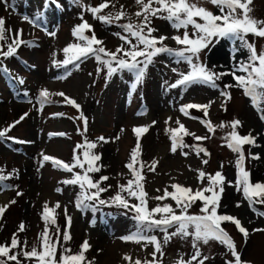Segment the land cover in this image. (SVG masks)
Returning <instances> with one entry per match:
<instances>
[{"label": "rangeland", "instance_id": "374dc122", "mask_svg": "<svg viewBox=\"0 0 264 264\" xmlns=\"http://www.w3.org/2000/svg\"><path fill=\"white\" fill-rule=\"evenodd\" d=\"M101 2L102 0H80L79 3L76 0H58L60 7L55 4L45 7V0H8L12 7L0 3V17L6 21L5 29H23L20 38L36 45H21L16 56L8 59L0 57V64L4 62L0 67L8 70L7 73L0 71V130L20 120L25 113L28 114L7 133L8 137L15 138L13 144L0 142V169H4L5 174L16 170L6 181L11 187L0 182V187L7 186L0 190V206H9L3 216L4 225L0 229V241L10 244L13 233H16L21 247L25 246V241L28 250H31L33 245L38 247V233L43 231L45 226L41 221L43 206L47 203L49 207H54L59 202L61 207L56 209V220L61 229L60 243L64 242L62 232L67 226L66 208L67 215L71 217L68 229L71 239L64 243L66 247L71 248L75 254L85 240L91 245L85 252L86 260L83 264H130L123 259L124 255L130 256L132 261L137 258L141 261L152 260L151 253L154 250L152 245L145 247L143 242L137 244L121 239L136 230L133 215L121 210L107 217L99 211L93 213L91 209L79 210L76 201L81 189L76 192L71 185L60 183L71 178L72 173L53 168L50 161H43V155L67 163L73 158V150L82 138L96 142L97 147L93 152L101 156V160L97 162L101 170L96 172V175L98 178L109 177L101 186L107 187L105 195L111 196L119 189L118 185L126 184L132 178L124 164L137 143L133 129L148 126V131L140 137L138 159L145 164L143 183L149 197L148 206L151 208L161 203L151 197L163 195L165 188L172 191L170 185L173 183L193 189L200 187L197 170L209 174L221 171L227 181L234 182L236 178L237 154L226 146L224 139L231 130L230 127H217L214 133H210L199 119L192 118L198 115L204 119L203 112L189 109L191 115L185 116L180 112L182 105L211 102L208 119L213 125H219L221 122L228 125L238 119L242 122V126L237 129L239 134L251 133L256 137L258 147L244 146L246 156L249 152L260 155V159L249 158L245 163L253 182H264V121L260 119V112L252 106L241 88L224 89L225 84L236 83L231 75L217 80L218 88L206 84L171 88L170 85L180 78V74L190 71V67L183 61L177 63L174 57L167 54L154 58L143 82L135 87L134 74L126 70L113 75L106 83V68H103L94 56L79 61L78 68L69 66L67 71L63 67L54 66L53 61L65 59L63 49L68 44L78 42L72 31L81 23L82 14L84 20L93 26L95 35L104 42L103 46L107 50L114 52L124 43L114 34H124L119 24L128 23L129 18L132 22H137L135 12L139 8L135 0H111L115 7L110 4L102 14H115L121 10V5H124L123 10L128 14L125 19L111 25L94 20L91 13L84 10L85 5L95 7ZM203 6L214 13L218 12L210 3H204ZM251 7V15L264 20V0H253ZM38 13L44 14V26L47 31L56 33L54 37L47 35L42 28L33 27L23 20L24 16L34 17ZM152 27L158 29L154 33L156 36H182L184 31H177L166 20L158 18H153ZM189 31L191 32V27ZM85 34L90 36L92 33L86 31ZM5 36L7 43H11L13 33L6 31ZM247 40L255 43L257 51L264 47V38L249 35ZM0 43V47L7 51L5 41ZM164 43L172 48L177 46L171 39ZM216 50L220 60L211 59ZM248 55V50L241 46L240 41L218 39L201 53L200 60L214 72H231L241 63H247ZM98 67L102 68L99 74ZM240 74L242 73L237 72V75ZM9 76L23 78L25 82L21 85L16 80V83L8 85ZM41 89H47L53 94L65 93L80 105V109L67 104L64 98L58 95H51L52 102L41 106L37 102ZM221 90L228 91L231 99L225 101L220 95ZM25 91L27 96L21 94ZM81 112L87 117V132L83 135L81 132L84 124L78 118ZM177 120L191 133L209 137L198 142L189 135L184 137V142L187 145L199 144L207 149L210 155H197L190 147L178 149L175 153L170 151V134L166 129L178 127ZM56 133L66 135H50ZM98 137H104L108 142L99 141ZM182 152H187L188 155L184 156ZM205 159L207 164L202 163ZM153 160L158 162L154 172L149 171ZM204 183L207 184V180ZM109 185L111 187H108ZM57 188L62 191L57 192ZM17 191L22 195L17 196ZM13 200L15 203H10ZM164 202L174 205L170 199ZM237 202L241 204L240 207L236 206ZM200 208L198 204H193L188 211L196 215L200 214ZM255 208L256 211H253L234 187L225 185L218 211L220 214L234 215L242 221L249 231L247 242L236 227L225 225L223 228L233 239L243 261L264 264V231H253L264 229V216L258 214L264 211L259 204L255 205ZM21 222L25 226L24 231L18 230ZM50 228L52 232L53 228ZM169 231H175V228ZM147 235H155L163 242L164 234L159 230H153ZM200 248L202 257H208L205 264H225V261L233 259L228 249L216 241H210L208 245L201 243ZM162 251V256L157 254L159 264H177L181 257L189 259L194 249L191 238L172 237L167 244L162 243Z\"/></svg>", "mask_w": 264, "mask_h": 264}, {"label": "snow or ice", "instance_id": "6c2138e0", "mask_svg": "<svg viewBox=\"0 0 264 264\" xmlns=\"http://www.w3.org/2000/svg\"><path fill=\"white\" fill-rule=\"evenodd\" d=\"M77 3L80 0H76ZM0 3L5 4L8 7H12L8 4V0H0ZM204 3H210L218 12L214 13L203 6ZM253 0H135V4L139 10L135 12L137 22H132L129 18L128 23L119 24V27L123 30V35L115 33L120 40L124 43L116 48V50L109 51L104 47V42L97 38L93 26L83 18L81 15V23L73 28L72 35L78 41L77 43L68 44L63 52L65 59L63 61H53L54 66L63 67L66 71L69 66L79 67V61L94 56L95 59L107 69L106 83L113 75L128 71L134 74L135 83L133 87L143 82L147 69L154 61V58L161 54H167L176 59V62H186L190 71L180 74V78L170 85L171 88L188 87L194 84H206L212 88H218L216 83L225 75H231L236 82L233 84H225L224 89H230L232 87H239L243 90L246 97L250 99V102L254 108L260 112V119L264 121V47L259 51L254 42H249L247 36L252 35L255 38H264V20H259L251 15L253 9L251 7ZM48 4H55L60 7L58 0H45V7ZM111 4V0H102V2L95 7L83 6L84 10L91 13L94 20L100 21L102 24L111 25L115 22H119L128 14L124 11V5H121L120 11L115 14L108 12L102 14ZM115 7L114 4H111ZM153 18L166 20L170 26L179 31L183 29V35H173L171 37L160 35L156 36L154 33L158 29L152 27ZM23 20L33 27H40L46 31L47 35L55 36V32L47 31L44 26V14L38 13L34 17L24 16ZM6 21L3 17H0V41H5L7 51H4L0 47V57L8 59L17 55V50L21 45L28 47L36 46L33 42L24 41L20 37L23 33V29L13 30L11 28L5 29ZM191 27V32L189 31ZM12 32L13 38L11 43H7L5 32ZM86 31L92 34L86 35ZM171 39L178 46L176 48L169 47L164 42ZM218 39H229L232 41H240L241 46L248 50V62L241 63L237 68L231 72H214L210 70L201 60L200 55L203 51L209 48ZM133 40L135 43H133ZM142 58V59H141ZM0 71L7 73V68L0 67ZM102 68H97L99 74ZM176 71V69H173ZM237 72L242 73L237 75ZM19 84H24V79L15 77ZM28 95L27 91L23 93ZM51 95H58L64 98V101L80 109V105L77 102L68 97L63 92L50 93L47 89H41L39 91L37 102L43 106L46 103H51ZM221 97L224 100H230L231 95L228 91L221 90ZM210 104H194L189 103L182 105L180 112L185 116H189V109H197L203 112L204 119L200 120V123L210 133H214L217 127L224 128L230 127V131L224 137L226 146L237 154L235 162L236 178L235 181H227L226 177L221 171H216L214 174H209L203 170H197V180L200 183V187L193 189L189 186H184L179 183H173L170 185L172 191L168 188L164 189L163 195L151 197L160 201L155 207L148 206V193L144 190L143 168L145 164L138 159L140 155V137L148 131V126L135 127L133 129L137 138L136 146L133 148L130 155V162L125 165L129 169L132 178L127 181L126 184L118 185L120 191L114 196L110 197L108 201L101 198V193L108 191L107 187H101L103 181H107L109 177L101 176L100 180H94L91 177V173H96L101 170V166L98 165V161L101 160V156L93 152V149L97 147L96 142L87 140L85 137L83 144H77L73 150V162L71 164L59 160L58 158L43 155V161H50L53 168H57L68 173H72L71 178L64 179L60 183L63 185L79 186L81 189L77 195L76 206L79 210L83 211L91 209L93 213L99 210V206H116L133 213V220L136 222V230L131 232L127 236L121 237L126 242H134L144 246L152 245L154 250L151 253L152 260L135 259L128 255H124L123 259L129 261L130 264H159L157 254L162 256V243L167 244L172 237H179L181 239L191 238L193 254L187 260L181 257L177 261V264H205L208 260L207 256L202 257L200 245H208L210 241H216L225 246L233 257L232 260L225 261V264H250L242 260L241 253L237 250L236 245L222 227V223L231 222L235 225L237 230L244 236L245 242H247L249 231L246 229L242 221L234 215L220 214L218 209L221 206V200L225 191V185L234 187L235 190L240 193L244 200L248 202L249 207L256 211L255 205H264V182H253L251 179V173L246 168V160L251 158L253 160L260 159L259 154L249 152L245 155L244 146L250 145L252 147H258L256 137L249 133L248 135H240L238 128L242 126L240 120H233L225 125L221 122L219 125H213L209 117ZM28 114L25 113L20 117L23 120ZM63 115V114H54ZM83 121L84 128L81 134L87 132V117L81 112L78 117ZM193 119H198L192 117ZM171 119V118H169ZM20 120L13 122V124L0 130V139H11L15 141V138L8 137L7 133L18 124ZM155 123V121H153ZM167 123V121H166ZM178 127L168 128L166 131L170 134L171 148L170 151L175 153L178 149L193 148L197 155L203 153L205 156L210 155L207 149L201 147L199 144L187 145L184 142V137L193 136L196 141H203L208 139L207 136H198L191 133L183 123L179 120L176 121ZM78 131H80L78 129ZM50 135L64 136L65 133H56ZM99 141L107 143L108 141L104 137H98ZM18 143H26V141H16ZM82 150V151H78ZM187 156V152L181 153ZM81 156L83 157L81 159ZM157 161L153 160L149 166V171H155ZM203 164H207L208 161L202 160ZM138 165V167H137ZM43 166V163L41 164ZM81 169L80 172H75L74 169ZM16 172L5 174L4 169H0V182L6 181L12 177ZM207 180V184L204 181ZM2 186L0 190H3ZM108 187H111L110 185ZM57 192H61L60 188L56 189ZM159 191V189L157 190ZM127 193V197L122 195ZM17 196L22 195L17 191ZM129 198H133L137 203H131ZM171 200L174 202L167 203L164 201ZM199 201L201 203L200 214H190L188 209L192 207L194 203ZM10 203H15L11 201ZM237 207L241 204L237 202ZM59 202L54 207H49L47 203L43 206L41 213V219L44 222V229L39 234L40 246L39 249L36 245H33L31 250L27 249V242H24V247H21V241L16 233H13L10 244H0V264H22L20 257L25 260L35 262V264H82L86 260L85 252L91 247L89 242L85 240L80 245V251L72 254L71 249L63 248V251L59 255L57 260V248L62 247L60 244L61 229L56 220V209L60 208ZM7 205L0 206V217L5 212ZM264 216V212L258 213ZM65 218L67 226L62 232L63 241L66 243L71 239L69 228L71 225V217L67 215V209L65 208ZM50 226L56 228V240L53 241V234ZM175 228V231H169V229ZM19 231H24L25 226L21 222ZM153 230H159L163 235V242L157 239L155 235H147V233ZM253 231H264V229H254Z\"/></svg>", "mask_w": 264, "mask_h": 264}, {"label": "trees", "instance_id": "16d2710c", "mask_svg": "<svg viewBox=\"0 0 264 264\" xmlns=\"http://www.w3.org/2000/svg\"><path fill=\"white\" fill-rule=\"evenodd\" d=\"M1 44V43H0ZM176 47H178V46H175V47H173V48H176ZM5 51V50H4ZM2 64H4V62L3 63H1L0 65H2ZM106 70V72H107V69H105ZM123 72H125V71H123ZM123 72H120V73H117V74H115V75H118V74H121V73H123ZM10 77V79H9V81L7 82L8 83V85L9 84H11L12 82H15L16 83V79H14L15 77H13V76H9ZM137 86V85H136ZM133 89V88H132ZM19 92V91H18ZM133 93H134V91H132ZM21 93V92H20ZM21 94H23V93H21ZM132 98H134V94H132ZM128 100H129V98H128ZM193 111H197L198 113H199V111L197 110V109H193ZM189 115H191V114H189ZM193 116V115H192ZM51 118V117H50ZM196 118H198L199 120H201V119H203V118H201V117H199L198 115H196ZM13 141L14 140H10V139H0V142H3V143H8V144H13ZM84 143V140H83V138L81 139V142H80V144H83ZM76 147V146H75ZM133 150V149H132ZM130 155H131V153H130ZM130 155L128 156V158H127V161L125 162V164H124V167H125V165L127 164V163H129L130 162ZM73 162V158L70 160V162H67V163H69V164H71ZM137 167H138V165H137ZM126 168V167H125ZM128 169V168H127ZM129 170V169H128ZM74 171L75 172H80L81 171V169H79V168H75L74 169ZM97 173H91L90 175H91V177L94 179V180H97V181H99L100 180V177L98 178V175H96ZM97 177V178H96ZM6 181H8V180H6ZM6 181H3V182H1V183H3V184H5V185H8L9 187H11V185L10 184H8V182H6ZM104 182V181H103ZM101 186V185H100ZM71 187H73V188H75V190H76V192H79L80 190V188H79V186H74V185H71ZM102 187V186H101ZM118 191H120V189H118L113 195H111V196H106L105 194H106V192H104V193H101V198L102 199H104V200H106V201H108L109 200V198L110 197H112V196H114ZM122 195H124L125 197H127V193H122ZM130 199V202L131 203H137V201L135 200V199H133V198H129ZM194 204H198L199 206H201V203L199 202V201H197L196 203H194ZM262 207H263V211H264V205H261ZM9 209V206H7V208H6V210H5V212L7 211ZM121 210H123V212H126V211H128V210H125V209H123V208H119V207H116V206H99V212L101 213V214H106V216L107 217H109V216H111V214L113 213V212H118V211H121ZM4 212V213H5ZM128 212H130L132 215H133V213L131 212V211H128ZM4 213H3V215H2V217H0V229H1V227L4 225V219H3V216H4ZM2 220V221H1ZM41 221L43 222V220L41 219ZM43 224H44V222H43ZM225 225H231V226H234L235 227V225L234 224H232L231 222H224V223H222V227H225ZM50 227H52L53 228V230H52V234H53V241L55 242V235H56V228H55V226H50ZM42 232V231H41ZM41 232H39L38 233V239H39V242H38V249H39V246H40V243H41V241H40V238H39V234L41 233ZM65 242H62V243H60L61 245H62V247H60V246H58V248H57V260L59 259V255H60V253L63 251V248H65L66 247V245L64 244ZM0 244H4V242H2V241H0ZM66 248H68V247H66ZM69 249H71V248H69ZM79 251H80V249H79ZM78 251V252H79ZM73 252V250L71 249V253ZM77 252V253H78ZM73 254V253H72ZM20 259H21V261H22V264H28L29 263V261L28 260H25L23 257H20ZM33 264H35V262L33 261L32 262ZM9 264H11V262H9ZM83 264V263H82ZM87 264V263H86Z\"/></svg>", "mask_w": 264, "mask_h": 264}, {"label": "bare ground", "instance_id": "6f19581e", "mask_svg": "<svg viewBox=\"0 0 264 264\" xmlns=\"http://www.w3.org/2000/svg\"><path fill=\"white\" fill-rule=\"evenodd\" d=\"M211 59H212V60H220V59H219V53H218L217 50H216V51L214 52V54L211 56Z\"/></svg>", "mask_w": 264, "mask_h": 264}]
</instances>
